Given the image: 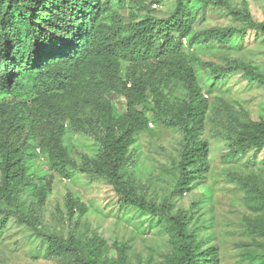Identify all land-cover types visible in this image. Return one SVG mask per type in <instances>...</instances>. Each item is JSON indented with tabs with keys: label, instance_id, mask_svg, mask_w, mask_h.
<instances>
[{
	"label": "trees",
	"instance_id": "obj_1",
	"mask_svg": "<svg viewBox=\"0 0 264 264\" xmlns=\"http://www.w3.org/2000/svg\"><path fill=\"white\" fill-rule=\"evenodd\" d=\"M148 9L147 0H0V226L17 218L47 253H68L79 245L75 238L66 243L39 229L38 212L29 206L34 197L39 206L46 203L56 177L72 179L95 168L119 197V209L108 215L137 209L163 219L172 200L184 197L210 171V143L203 136L211 103L197 51L232 46L235 35L243 36L246 29H196L215 11L235 13L234 0H175L174 10L162 17L143 15ZM243 19L264 33V22L253 21L249 11ZM240 70L251 82L264 84V73L246 63L217 65L209 91L226 86ZM111 93L126 99V112L118 110ZM85 108L98 114L87 127L79 118ZM152 123L182 135L177 172L162 203L139 192L126 173L135 162L134 145ZM69 124L93 136L97 157L81 162L71 153L65 144ZM233 140L236 152L253 149L257 156L264 149V120L249 122ZM41 154L49 167L32 172ZM76 204L84 212L70 195L72 219ZM171 220L181 253L178 264L212 263V253L193 243L191 217ZM76 261L97 264L93 257Z\"/></svg>",
	"mask_w": 264,
	"mask_h": 264
},
{
	"label": "rangeland",
	"instance_id": "obj_2",
	"mask_svg": "<svg viewBox=\"0 0 264 264\" xmlns=\"http://www.w3.org/2000/svg\"><path fill=\"white\" fill-rule=\"evenodd\" d=\"M147 1L149 9L143 15L149 11L167 16L175 8V0ZM189 6L195 10L197 4ZM234 7L235 13L215 11L196 27L246 29L243 36L235 35L232 46L216 44L197 51L200 79L211 103L203 136L210 143L211 168L205 177L184 197L172 200V210L163 219L137 209L108 215L119 209V197L95 168L88 175L76 173L72 179L56 177L46 203L39 206L34 197L29 206L38 212L39 229L66 243L75 238L78 247L68 253L57 249L47 253L33 230L12 218L5 227L0 226V264H78L80 256L93 257L97 264H178L181 253L171 217L181 215L191 217L193 243L199 245L198 250L212 253L210 264H264V149L255 156L253 149L241 154L233 145L235 135L245 131L249 122L264 120V84L251 82L240 70L226 86L209 91L217 65L231 67L243 62L264 73V33L243 19L249 11L253 21L264 22V0H234ZM126 74L124 68L123 76ZM109 96L120 112H126L123 96ZM97 115L94 108H85L79 114L80 122L87 127ZM150 127L134 145L135 162L126 173L139 192L162 203L169 198L177 172L182 135L162 124ZM65 144L81 162L99 153L93 136L77 131L72 124L67 127ZM48 167L47 157L41 154L32 162L31 171ZM70 195L84 207L83 212L76 204L73 219L67 207Z\"/></svg>",
	"mask_w": 264,
	"mask_h": 264
}]
</instances>
